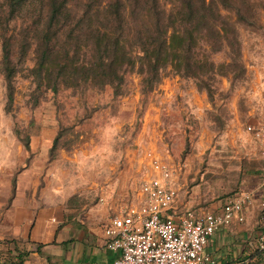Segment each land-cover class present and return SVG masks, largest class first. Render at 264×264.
<instances>
[{"label": "rangeland", "instance_id": "1", "mask_svg": "<svg viewBox=\"0 0 264 264\" xmlns=\"http://www.w3.org/2000/svg\"><path fill=\"white\" fill-rule=\"evenodd\" d=\"M35 1L33 19L22 15L10 21L9 7L0 0V35L6 27L8 35L30 45L23 55L16 49L12 58L16 73L7 111L0 39V151L11 149L15 165L10 174L0 165L1 221L7 223L1 212L24 167L37 190L65 192L71 202L82 192L102 204L108 188L115 200L138 197L151 152L174 169L178 214L219 209L228 197L255 188L261 142L247 130L259 126L264 114V0H226L224 6L205 0L204 19L186 18L195 54L220 67L218 75L204 78L208 90L169 67L150 90L143 89L137 68L124 72L117 90L89 82L68 88L55 80L57 70L51 83L39 81L31 71L37 55L34 29L43 26L46 13L44 0ZM208 26L218 28L219 35L213 31L209 39ZM127 170L137 172L124 177ZM233 226L211 238L222 264L252 256L264 235L257 197L245 221ZM2 240L4 256L19 254L13 251L16 241Z\"/></svg>", "mask_w": 264, "mask_h": 264}, {"label": "trees", "instance_id": "2", "mask_svg": "<svg viewBox=\"0 0 264 264\" xmlns=\"http://www.w3.org/2000/svg\"><path fill=\"white\" fill-rule=\"evenodd\" d=\"M3 1L9 7L10 21L22 15L33 19L37 14L35 0ZM213 1L216 5L228 4L226 0ZM44 2L45 23L39 30L34 29L37 31V55L36 66L31 70L39 81L51 83L52 71L57 70L55 80L65 87L76 88L80 83L89 82L117 90L124 72L137 68L142 76L143 89L150 90L159 84L162 71L169 67L176 74L196 80L199 88L208 90L202 84L204 78L212 79L220 72L214 62L195 54L185 26L186 18L195 21L205 18L208 11L205 0ZM205 30L209 39L214 32L219 35L218 28L213 26ZM16 37L18 35H8L6 27L1 28V64L7 89V111L13 101L12 79L16 73L12 58L16 49L23 55L30 46H25L24 41L22 44ZM233 40L235 38H231V42L228 40L227 44L232 46ZM246 259L250 260L249 264L264 261L256 253L238 261Z\"/></svg>", "mask_w": 264, "mask_h": 264}, {"label": "built area", "instance_id": "3", "mask_svg": "<svg viewBox=\"0 0 264 264\" xmlns=\"http://www.w3.org/2000/svg\"><path fill=\"white\" fill-rule=\"evenodd\" d=\"M247 131L261 142L260 180L252 190L228 197L216 210L176 213L174 169L150 152L149 171L140 183L138 197L118 198L103 227L105 249L117 254L113 264H222L206 250L210 239L242 224L254 197L264 221V114L259 126ZM254 253L264 259V235L257 238ZM249 263L246 259L230 264Z\"/></svg>", "mask_w": 264, "mask_h": 264}, {"label": "crops", "instance_id": "4", "mask_svg": "<svg viewBox=\"0 0 264 264\" xmlns=\"http://www.w3.org/2000/svg\"><path fill=\"white\" fill-rule=\"evenodd\" d=\"M13 157L9 148L0 151V165H7L8 174L15 169V165L11 164ZM135 172L127 170L124 177ZM37 184L26 167L14 179L13 195L1 212L7 217V223L0 220V241H16L13 251H19V254L4 256L0 247V262L113 264L117 254L105 249L103 233L116 202L110 195L112 188L106 190L105 202L100 204L95 202V197L88 198L87 194L83 197L82 192L74 194L78 197L71 202L72 198L67 193L53 189L40 191ZM214 241L210 239L206 250L215 258L218 254L212 247Z\"/></svg>", "mask_w": 264, "mask_h": 264}]
</instances>
